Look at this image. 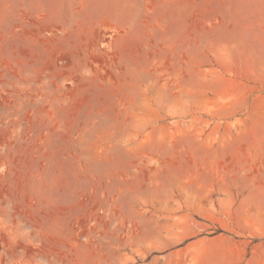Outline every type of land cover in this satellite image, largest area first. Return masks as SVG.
<instances>
[{
	"label": "rangeland",
	"instance_id": "1",
	"mask_svg": "<svg viewBox=\"0 0 264 264\" xmlns=\"http://www.w3.org/2000/svg\"><path fill=\"white\" fill-rule=\"evenodd\" d=\"M264 0H0V264H264Z\"/></svg>",
	"mask_w": 264,
	"mask_h": 264
},
{
	"label": "crops",
	"instance_id": "2",
	"mask_svg": "<svg viewBox=\"0 0 264 264\" xmlns=\"http://www.w3.org/2000/svg\"><path fill=\"white\" fill-rule=\"evenodd\" d=\"M262 190L259 192V195L264 194V186L260 187ZM256 208V213L257 214H264V205L262 203L259 204V207H255Z\"/></svg>",
	"mask_w": 264,
	"mask_h": 264
}]
</instances>
